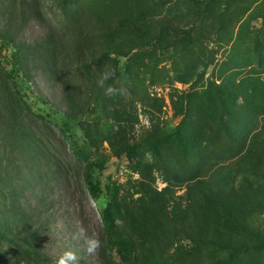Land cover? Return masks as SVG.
Segmentation results:
<instances>
[{
    "label": "rangeland",
    "instance_id": "obj_1",
    "mask_svg": "<svg viewBox=\"0 0 264 264\" xmlns=\"http://www.w3.org/2000/svg\"><path fill=\"white\" fill-rule=\"evenodd\" d=\"M0 236V264H264V0H0Z\"/></svg>",
    "mask_w": 264,
    "mask_h": 264
},
{
    "label": "clouds",
    "instance_id": "obj_2",
    "mask_svg": "<svg viewBox=\"0 0 264 264\" xmlns=\"http://www.w3.org/2000/svg\"><path fill=\"white\" fill-rule=\"evenodd\" d=\"M99 247V242L98 241H90V246L87 248V252L89 254L95 253L97 248ZM67 256H72L75 258L74 254L71 252H66L64 253V256L61 257V259L58 261V264H65V257Z\"/></svg>",
    "mask_w": 264,
    "mask_h": 264
},
{
    "label": "trees",
    "instance_id": "obj_3",
    "mask_svg": "<svg viewBox=\"0 0 264 264\" xmlns=\"http://www.w3.org/2000/svg\"><path fill=\"white\" fill-rule=\"evenodd\" d=\"M199 183H201L202 185H205L206 182L203 181V180H199ZM87 188H88V191H89L90 196L93 199V201H97L99 199V197H100V191H99V189L96 186L92 185L91 183H89L87 185ZM102 220L103 221L106 220L105 219V216H103ZM0 238H1V236H0Z\"/></svg>",
    "mask_w": 264,
    "mask_h": 264
}]
</instances>
